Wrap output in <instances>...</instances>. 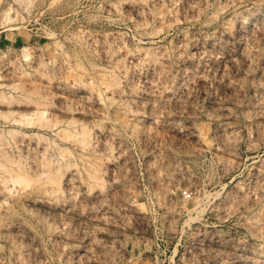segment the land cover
Segmentation results:
<instances>
[{
	"label": "rangeland",
	"instance_id": "374dc122",
	"mask_svg": "<svg viewBox=\"0 0 264 264\" xmlns=\"http://www.w3.org/2000/svg\"><path fill=\"white\" fill-rule=\"evenodd\" d=\"M0 264H264V0H0Z\"/></svg>",
	"mask_w": 264,
	"mask_h": 264
}]
</instances>
